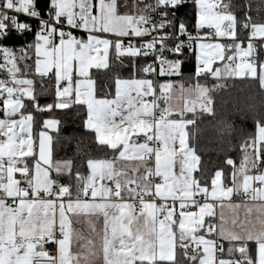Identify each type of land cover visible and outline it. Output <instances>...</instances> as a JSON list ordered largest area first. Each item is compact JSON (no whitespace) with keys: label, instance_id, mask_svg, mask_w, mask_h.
I'll return each instance as SVG.
<instances>
[{"label":"snow or ice","instance_id":"1","mask_svg":"<svg viewBox=\"0 0 264 264\" xmlns=\"http://www.w3.org/2000/svg\"><path fill=\"white\" fill-rule=\"evenodd\" d=\"M0 264H264V0H0Z\"/></svg>","mask_w":264,"mask_h":264}]
</instances>
